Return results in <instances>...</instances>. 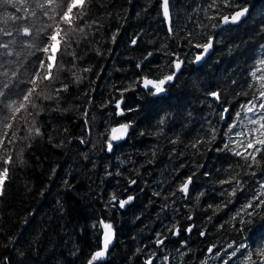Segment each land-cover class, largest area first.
<instances>
[{
    "label": "trees",
    "instance_id": "trees-1",
    "mask_svg": "<svg viewBox=\"0 0 264 264\" xmlns=\"http://www.w3.org/2000/svg\"><path fill=\"white\" fill-rule=\"evenodd\" d=\"M235 2L250 7L243 22L214 28L219 14L233 10L223 0L214 7L213 0H170L169 33L160 0H88L77 22L84 32L69 34L52 70L54 79L44 82L52 99L33 97L39 108L27 109L39 111L34 119L40 134L28 133L24 110L11 119L0 106V170L8 168L0 195V264H86L100 247L101 220L113 226L114 235L98 264H144L153 253L154 264H245L249 253L250 264H261L256 253L264 247V205L247 209L252 216L241 209L264 181V145L246 130L255 124L242 121L249 141L262 151L254 153L258 163L234 155L253 149L233 147L227 122L242 119V105L261 102L264 0ZM40 3L0 4V28L12 32L0 34V42L9 44L0 48V83L8 79L3 72L16 71L13 93L32 86L27 80L44 55L35 45L43 39L39 30L51 21ZM24 26L30 35L23 34ZM209 36L213 47L196 65L193 58L200 49L192 45ZM177 58L183 64L167 91L148 95L142 78L173 71L170 62ZM129 87L134 90L123 92ZM210 92H218L219 99ZM118 100L124 115H117ZM129 107L137 110L128 112ZM224 108L229 111L221 119ZM257 112L259 118L264 114ZM5 120L12 126L5 128ZM129 121L125 138L109 141L111 128ZM258 132L264 139V130ZM189 176L193 179L184 195L178 188ZM233 176L242 186L220 183ZM234 187L235 195H228ZM113 193L134 199L120 208L109 203ZM158 233L165 238L160 247ZM241 243L246 247L229 259Z\"/></svg>",
    "mask_w": 264,
    "mask_h": 264
},
{
    "label": "snow or ice",
    "instance_id": "snow-or-ice-1",
    "mask_svg": "<svg viewBox=\"0 0 264 264\" xmlns=\"http://www.w3.org/2000/svg\"><path fill=\"white\" fill-rule=\"evenodd\" d=\"M26 0H0V4L4 5H11L13 7H16L18 4L25 3ZM88 3V0H43V3L39 4V7L44 9V15L48 17V19L51 21L50 24L45 25L43 28H41L40 34L42 35L43 39L41 42L37 43L35 45L37 51L43 53V58H39L37 61V67L33 70L32 74L30 75L29 79L27 80V83L32 85L31 87H28L22 92H15L13 93L12 85H13V78H17V72L12 71L11 73L5 71L2 73L4 77H7L8 79L5 80V82L0 83V101H2V106L8 113V118L14 119L17 113H20L21 110H24L26 113L25 116V123L27 126V131L29 134H31L33 131L36 135L40 134V129L38 127H35V119L34 116L39 114V111L31 112L27 109L30 107L32 109H38L39 105L33 97L36 98H43L45 100L52 99L50 95L47 94V88L48 85H45V81L51 82L54 79L53 74V68L57 67V59L58 54L61 53V45H67L68 44V37L69 34H75L76 32L83 33L84 28L80 27L77 23L78 21H82L84 14H85V6ZM216 4V0H213V4L210 5V7H214ZM223 6L226 8L233 9L228 14H219V21L220 24H233V25H239L243 22V20L247 17V15L250 12V7L247 4H239L236 3L235 0H223ZM160 8L162 10L163 18L166 22L169 23L168 31L169 33L173 32V28L171 27V12H170V0H160ZM27 11V9H21L17 8V11ZM218 12V10H217ZM51 13V14H50ZM32 15H35V13H32ZM7 19L13 20V21H19L22 18L21 17H8ZM209 19H213V17H209ZM219 25L213 24L212 27H218ZM19 31V29H17ZM24 35H30V28L29 26H24L23 29ZM0 34L11 36L12 32L8 28H0ZM113 40H115V35L113 36ZM137 41L134 39L132 40V44L135 45ZM191 43V41H190ZM214 39L213 37L209 36L207 40L203 43H195L192 46L201 49L193 60V63L200 62L206 54L209 53V50L213 47ZM9 47L8 43L0 42V48L7 49ZM11 54L10 52L8 53ZM149 56L152 55V53H148ZM147 59V57H145ZM183 64V61L179 58L175 59L174 61L170 62V65L172 68H174L173 71L168 72L167 74L162 75L161 77H157L155 79H150L147 76L142 78L143 87L147 90L148 95L152 97L160 96L161 94L165 93L167 91L166 85L172 82L176 76L179 70L181 69ZM259 65L264 66V59H261L258 62ZM141 65L137 64V68H140ZM90 69H85L84 71H89ZM258 71L260 68L257 69ZM261 79H264V77H261ZM76 80L79 81L80 77L76 76ZM41 85H44L43 87H40ZM66 85L64 86L63 90H66ZM134 90L133 88H125L123 89V92ZM61 89H56V92L59 93ZM15 95V99H11V95ZM123 95V93H122ZM210 96L213 98L219 99V93L218 92H210ZM258 99L261 100V102L257 104H253L252 101L248 102V105H251L250 107L248 105H242V109H246L247 112H252L254 108H259L262 112H264V91L259 92ZM122 100H118L116 102V108L118 109L117 115H124L125 110L121 108ZM136 108L129 107L127 108L128 112H134L136 111ZM229 109L225 108L224 112H228ZM87 115V113H85ZM240 113H237V116H239ZM28 117H32V119H28ZM224 118V115L221 114V119ZM260 120H264V114L260 116ZM253 124H256L258 121L252 120L250 121ZM161 124L164 123V120L162 119L160 121ZM4 127L8 128L11 127L9 123H7V120L3 122ZM132 127V122H126L119 124L118 127H113L110 130L109 135V141H117L124 136L127 135L129 129ZM234 127V125H231L230 128ZM264 130V123L260 124V129ZM264 134V132H262ZM13 135H15L13 133ZM212 139H215V135H213ZM83 143V141H81ZM197 143H200V141H197ZM258 145H264V139H257L255 141ZM193 147H196L195 144H193ZM225 149H228V145L225 144ZM107 148L109 151L112 150L113 144L111 142L107 143ZM247 148L253 149L252 153L244 154L240 151H235L234 155L236 156H242L245 160L251 159L252 161L258 163L256 161V157L254 153L261 152L262 149L260 147H254L252 141L247 142ZM219 150V149H218ZM11 162V157L5 158L3 160V163L5 165L9 164ZM248 167H252V165H248ZM55 172V169L53 170ZM8 168L5 167L3 170H0V195H3V186L5 179L7 177ZM252 176H255L256 173L252 172ZM192 177L189 176L185 181L181 183V185L178 188L179 192L187 193L189 189V185L192 182ZM233 181H235V184L237 186H242L243 182L239 179H237L235 176H233L229 180H221L220 183L223 184H231ZM135 180H131L130 184H135ZM237 191V188H232L230 192H228V195H235ZM134 199L133 196H128L127 199H121L117 194L113 193L111 195V199L109 203L113 204L115 206L116 204L119 205L120 208H124L127 204H129ZM261 205H264V181H261L259 183V191L253 194L252 200H250L243 209H241L242 212H245L246 215L252 216L253 213L247 212V209L259 207ZM211 207V205L209 206ZM219 207V206H217ZM239 215V213H238ZM191 219V217H189ZM235 219V217H234ZM242 224H252V220H243L240 221ZM100 225L103 226V246L98 247V250L91 253L90 258L87 260L86 264H98L103 258H105L107 251L109 249V245L112 243L113 238V226L110 223H106L103 220L99 222ZM191 228L188 229L189 232H191ZM171 231V229H169ZM178 229L173 234H178ZM201 235H204V233H201ZM157 247L162 246L165 243V238H160V234H157V239L155 241ZM229 248H232V244L228 245ZM246 245L243 243L238 244L234 251H232L229 254V259L232 257H235L237 253L240 251V249L245 248ZM139 251V249H138ZM209 252H212L213 249L209 248ZM75 255V253H73ZM219 255V253H216ZM252 253H249V255L245 258V264H250L252 260ZM256 255H259L261 257V264H264V247H262ZM152 256H155V253L152 254ZM152 256L147 258L144 262V264H154ZM7 260V258H5ZM165 261H167V257L164 258ZM225 264H228L226 261Z\"/></svg>",
    "mask_w": 264,
    "mask_h": 264
},
{
    "label": "rangeland",
    "instance_id": "rangeland-1",
    "mask_svg": "<svg viewBox=\"0 0 264 264\" xmlns=\"http://www.w3.org/2000/svg\"><path fill=\"white\" fill-rule=\"evenodd\" d=\"M244 116L242 119H239L237 117H233L232 120L227 122V127L230 129L231 136L229 141H231V144L234 148L242 150L241 148H245L247 146V142L250 139V135L245 131V126L243 123H249L248 126L253 125L250 121L256 120L258 121L254 128H249L246 130L251 131L253 139H260V132H258V129H260V124L264 123V120H260L259 114L257 112V108H254L252 112H247L246 109L243 110ZM243 121V123H242ZM231 125H234V127L230 128ZM264 245V244H263Z\"/></svg>",
    "mask_w": 264,
    "mask_h": 264
},
{
    "label": "water",
    "instance_id": "water-1",
    "mask_svg": "<svg viewBox=\"0 0 264 264\" xmlns=\"http://www.w3.org/2000/svg\"><path fill=\"white\" fill-rule=\"evenodd\" d=\"M160 13H161V17H162V20H163V23H164V25H165V27H166V29L168 30V28H169V23L168 22H166L165 20H164V18H163V15H162V10H161V8H160ZM225 24H220V21H219V26H218V28L219 27H222V26H224ZM211 50V49H210ZM210 50H209V52H210ZM200 51H201V49H200ZM209 54V53H208ZM208 54H206V56L208 55ZM195 56H196V54H195ZM195 56H194V58H193V60L195 59ZM205 56V57H206ZM204 57V58H205ZM204 58L201 60V61H203L204 60ZM200 61V62H201ZM200 62H198V63H194V64H199ZM212 97V96H211ZM213 98V97H212ZM216 99V98H215ZM225 109V108H224ZM224 109L222 110V112H221V114H223L224 116H225V112H224ZM114 127H118V125H116V126H114ZM110 135V134H109ZM124 138H125V136H124ZM124 138H122V139H120V140H117V141H114V142H119V141H121V140H123ZM184 195H186V193H183ZM192 227V225H190L189 227H187L186 228V231L188 232V229L189 228H191ZM102 240H101V246L100 247H102L103 246V233H102Z\"/></svg>",
    "mask_w": 264,
    "mask_h": 264
},
{
    "label": "flooded vegetation",
    "instance_id": "flooded-vegetation-1",
    "mask_svg": "<svg viewBox=\"0 0 264 264\" xmlns=\"http://www.w3.org/2000/svg\"><path fill=\"white\" fill-rule=\"evenodd\" d=\"M195 56V55H194ZM101 227H102V233H103V226L101 225ZM102 240V239H101ZM100 246H101V243H100Z\"/></svg>",
    "mask_w": 264,
    "mask_h": 264
}]
</instances>
